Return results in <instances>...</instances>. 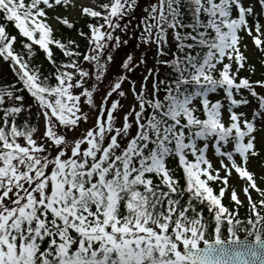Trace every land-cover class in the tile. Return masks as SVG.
Segmentation results:
<instances>
[{
	"label": "snow or ice",
	"instance_id": "1",
	"mask_svg": "<svg viewBox=\"0 0 264 264\" xmlns=\"http://www.w3.org/2000/svg\"><path fill=\"white\" fill-rule=\"evenodd\" d=\"M137 5L0 0V264H264V0Z\"/></svg>",
	"mask_w": 264,
	"mask_h": 264
},
{
	"label": "rangeland",
	"instance_id": "2",
	"mask_svg": "<svg viewBox=\"0 0 264 264\" xmlns=\"http://www.w3.org/2000/svg\"><path fill=\"white\" fill-rule=\"evenodd\" d=\"M76 2L78 4L83 3V4L90 5V4L93 3V0H76ZM152 2H153V0H138V5H137L134 13L132 14L131 17L125 18L124 22H127L130 19L131 20V25L134 28L135 25L138 23L139 18L142 17L143 15H145L144 8L147 7L149 4H151ZM56 12L64 14V15H68L70 18H77L78 17V11L76 9H71L70 8L67 12L56 10ZM50 14H53V13H50ZM56 26L57 25L54 24V27H56ZM137 31H138V29H137ZM124 38H128V37H124ZM135 43H136L135 39H130L129 40V45L122 46L120 49L116 50V52H115L116 61L123 60L130 53L131 54H135L137 57H139L142 52L147 51V55L149 56V54H150V50L149 49H144V48L137 49L135 47ZM148 60H151V59H148ZM150 64H151V62L149 61V66H150ZM115 66L116 65L114 63L113 64V69H115ZM142 72H143V68L138 69L133 78L138 79L141 76ZM258 75H259V73H258ZM254 78H257V77H254ZM105 83H107V81H105ZM101 95H102V93L97 95V97H96L97 103L100 102V96ZM130 101H131V97L130 96H129V98L127 100L123 101V103L125 104V108H127V106L130 103ZM233 183H236V181L234 180ZM253 195H255V193ZM226 198H227V196L225 197V199ZM241 199H243V195L242 194H241Z\"/></svg>",
	"mask_w": 264,
	"mask_h": 264
},
{
	"label": "trees",
	"instance_id": "3",
	"mask_svg": "<svg viewBox=\"0 0 264 264\" xmlns=\"http://www.w3.org/2000/svg\"><path fill=\"white\" fill-rule=\"evenodd\" d=\"M59 11H64L63 9H57ZM81 25L83 24V21L80 22ZM80 25H78L79 27ZM57 28H60L62 30V34L64 36H69L71 35L73 38L77 39L79 41V37L76 36L75 32L71 31V30H64L62 29V26H59L57 25L56 26ZM58 35L61 34V32H58L57 33ZM81 43V47L83 48V41H80ZM150 50V54L148 56V59H151V60H148L151 62L150 66L152 65V63H154L152 57H153V53H154V49H149ZM55 55H56V59L59 61L61 60L63 57H62V53H60L59 50H55ZM35 62L38 64V65H42L43 66V70L45 72H50L52 70L51 68V65H49V63L47 62V60L44 58L43 54L41 52H38L37 53V56L35 57ZM15 80V77L13 75V73L11 72L8 64L0 61V84H6V83H11V82H14ZM257 171H259L258 168H256ZM224 203L225 204H228L229 201L228 199L226 198L224 200ZM244 212V209H241V213L243 214Z\"/></svg>",
	"mask_w": 264,
	"mask_h": 264
}]
</instances>
